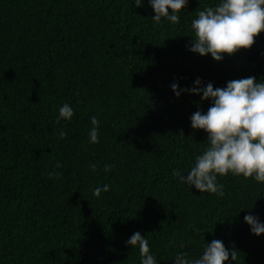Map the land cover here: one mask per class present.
<instances>
[{
	"label": "trees",
	"instance_id": "1",
	"mask_svg": "<svg viewBox=\"0 0 264 264\" xmlns=\"http://www.w3.org/2000/svg\"><path fill=\"white\" fill-rule=\"evenodd\" d=\"M218 2L189 0L178 24L155 25L149 0H0V264H140L135 232L158 264L213 240L236 252L225 264H264V235L244 221L264 223V183L218 177L219 198L173 175L208 147L190 118L211 102L171 85L264 81V32L221 62L188 50L196 13ZM64 104L74 115L57 123Z\"/></svg>",
	"mask_w": 264,
	"mask_h": 264
},
{
	"label": "clouds",
	"instance_id": "2",
	"mask_svg": "<svg viewBox=\"0 0 264 264\" xmlns=\"http://www.w3.org/2000/svg\"><path fill=\"white\" fill-rule=\"evenodd\" d=\"M155 15L153 24L162 20L178 24L179 13L185 9L189 0H149ZM135 6L141 7L142 0H135ZM171 10V14L169 13ZM193 32L188 50L201 57L211 56L215 62H221L225 55L232 56L241 49H250L255 38L264 32V0H219L212 7H205L196 13L191 21ZM171 89L179 98L183 92L200 96L202 101H210L206 113L196 111L190 118L194 130L207 133L208 147L195 157V162L186 175L173 173L182 184L194 187L200 193L224 196L223 185L218 177L232 175L252 178L257 183H264V81L257 82L254 77L233 80L224 88H215L211 83L202 85L196 79L191 89H180L173 83ZM57 123L70 121L74 115L72 107L64 104L58 109ZM91 128L88 132L90 144L99 143V121L96 116L90 118ZM65 132L59 133L62 140ZM57 168L61 165L57 164ZM95 171L96 165H90ZM111 170L106 165L104 171ZM58 172L50 171L49 179L59 178ZM109 185L96 187L93 195L100 197L101 192H108ZM244 221L250 226L251 234L264 235V223L257 217L246 215ZM126 245L138 248L140 264H158L151 254L149 242L140 232H135ZM183 247V245H180ZM235 253L226 249L223 242L213 240L205 244L202 254L188 258L187 253H178L174 264H225Z\"/></svg>",
	"mask_w": 264,
	"mask_h": 264
}]
</instances>
